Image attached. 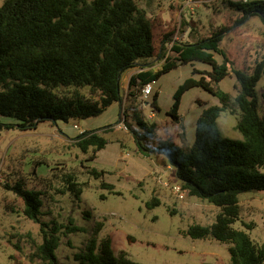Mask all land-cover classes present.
I'll return each instance as SVG.
<instances>
[{
  "label": "trees",
  "instance_id": "trees-1",
  "mask_svg": "<svg viewBox=\"0 0 264 264\" xmlns=\"http://www.w3.org/2000/svg\"><path fill=\"white\" fill-rule=\"evenodd\" d=\"M225 3L241 15L238 24L254 16L264 24V0ZM227 31L226 27L219 28L192 43L173 41L172 32L164 35L160 46L164 62L153 71L146 70L145 63L156 51L152 24L135 0H4L0 5V116L14 119L16 124L0 123V131L16 127L24 132L44 121L98 116L113 103H122L121 76L136 65L140 69L130 77L125 96L132 105L144 85L156 83L180 65H206L205 70H193L198 79L189 77L177 87L166 113L178 125L180 100L194 87L217 99V105L201 106L188 151L172 139L146 146L155 138L157 125L148 123L135 106L130 107L134 128L128 127L141 155L162 157L188 197L219 209L211 225L192 224L184 236L226 245L229 264H264V246L256 244L245 231L233 228L240 220L239 195L264 191V116L259 114L256 93L264 75V58L248 70L235 69L219 46ZM171 42L170 55L166 56L164 49ZM229 76L235 81L234 95L215 87ZM84 87H88L87 95L81 92ZM156 98L157 93L151 103L154 110H158ZM223 113L236 115L240 139L222 135L217 120ZM127 118L124 115L126 123ZM73 143L83 154L90 152V160L106 145L99 131H83ZM89 173L95 178L104 174L94 168ZM63 182L64 190L59 193L68 192L79 202L82 188L75 177L67 174ZM101 187L114 194L112 185L102 183ZM4 188L21 200L24 217L40 224L42 242L34 246L30 260L65 264L56 257L63 226H49L39 220L43 193L25 189L22 180L4 184ZM146 205L153 208L159 202L152 199ZM68 225L63 237L83 231L71 220ZM243 225L253 229V224ZM102 227L100 222L94 224L84 247L74 255V264H139L125 252L115 255L111 238L99 239Z\"/></svg>",
  "mask_w": 264,
  "mask_h": 264
},
{
  "label": "rangeland",
  "instance_id": "rangeland-1",
  "mask_svg": "<svg viewBox=\"0 0 264 264\" xmlns=\"http://www.w3.org/2000/svg\"><path fill=\"white\" fill-rule=\"evenodd\" d=\"M3 1L0 0V5ZM226 1L190 0L191 3L187 4L186 0H135L153 29L156 51L145 62L148 68L157 71L164 62L160 57L164 35L172 32L174 41L192 43L209 37L222 27L228 31L219 46L235 69L248 70L255 61L262 60L264 24L256 16L238 24L241 15L231 10ZM164 50L166 56L170 55V43ZM216 59L220 61L219 57ZM205 67L200 62L180 65L157 80L148 98H139L134 105L126 100L123 104L113 103L95 117L56 123L44 121L36 129L24 132L16 127L2 129L0 264H37L30 260V254L34 246L42 242L40 224L24 217L21 200L4 188V184L12 185L18 180H22L25 189L43 193L40 222L63 226L56 250L61 263L74 264V255L84 247L94 224L100 222L103 227L99 239L109 236L115 255L125 252L139 264H229L226 245L212 239L191 240L183 234L192 224L211 225L219 209L186 194L183 200H178L170 187L162 185V182L170 186L178 184L172 169L160 156L141 155L131 134L134 124L130 107L135 106L148 123L157 125L155 138L146 146L150 148L160 140L172 139L188 151L194 140L195 120L202 111L201 106L217 105V99L194 87L180 100L178 125L166 113L177 87L189 77L198 79L199 74L193 70L202 71ZM139 69L140 65H136L122 74L123 99L130 76ZM234 85V79L229 76L215 87L234 95ZM81 92L87 95L88 87L82 88ZM155 93L158 110L151 105ZM256 93L259 114L264 116V75L256 85ZM150 113L153 117L148 118ZM124 115L128 116L127 123ZM236 118V115L221 114L217 123L223 136L241 138L235 129ZM0 123L16 124V121L0 116ZM83 131H99L106 141L93 160L89 159L90 152L83 154L73 143ZM125 154L128 158L123 157ZM92 168L103 171V176H92L89 173ZM67 174H72L82 188L79 202L74 201L68 192L59 193L64 190L63 181ZM102 183L112 185L114 194L102 188ZM152 199L158 200L159 205L148 208L146 203ZM239 206L240 220L233 224V228L245 231L256 244L264 246V191L239 195ZM70 220L83 231L63 237ZM243 223L253 224V229H245Z\"/></svg>",
  "mask_w": 264,
  "mask_h": 264
},
{
  "label": "built area",
  "instance_id": "built-area-1",
  "mask_svg": "<svg viewBox=\"0 0 264 264\" xmlns=\"http://www.w3.org/2000/svg\"><path fill=\"white\" fill-rule=\"evenodd\" d=\"M230 1H234V0H230ZM242 1L245 2L247 0H242ZM186 3L190 4L191 2H190V0H186ZM190 10H192V8ZM171 45H172V42L170 43V47H171ZM154 85H155V82H151V83L144 85L140 90V97L139 98L140 99L148 98L153 92ZM151 117H153L152 113H150V115H148V118H151ZM121 125H122V123L119 124V126H121ZM74 127L76 129H79V127L77 125H74ZM122 129H125V127L122 126ZM123 157L128 158V154H125ZM162 185L165 187H170L171 192L176 196V198L178 200H183L185 198L186 193L181 189L179 184H173L170 186L167 182H162Z\"/></svg>",
  "mask_w": 264,
  "mask_h": 264
},
{
  "label": "crops",
  "instance_id": "crops-1",
  "mask_svg": "<svg viewBox=\"0 0 264 264\" xmlns=\"http://www.w3.org/2000/svg\"><path fill=\"white\" fill-rule=\"evenodd\" d=\"M146 70H152V69H150V68H146ZM138 71H139V70H137V71H135V72H133V73L135 74V73H137ZM153 71H154V70H153ZM125 72H126V71H125ZM132 75H133V74H132ZM132 75H131V76H132ZM131 76H130V77H131ZM129 79H130V78H129ZM128 82H129V80H128ZM128 82H127V84H126V92H127V88H128ZM120 83H121V82H120ZM120 88H121V85H120ZM121 95H122V93H121ZM125 96H126V94H125ZM122 97H123V96H122ZM125 100H126V99L124 98L123 101H122V104L125 102ZM176 144H177V143H176ZM177 145H178V144H177ZM179 146H180V145H179Z\"/></svg>",
  "mask_w": 264,
  "mask_h": 264
}]
</instances>
